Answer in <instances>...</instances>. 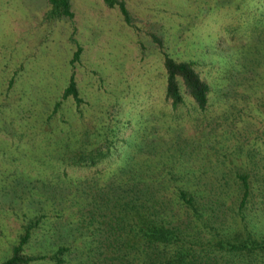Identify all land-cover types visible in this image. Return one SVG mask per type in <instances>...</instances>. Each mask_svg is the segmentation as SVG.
I'll return each mask as SVG.
<instances>
[{"label": "rangeland", "instance_id": "374dc122", "mask_svg": "<svg viewBox=\"0 0 264 264\" xmlns=\"http://www.w3.org/2000/svg\"><path fill=\"white\" fill-rule=\"evenodd\" d=\"M68 2L71 16L50 15L48 0H0V262L37 216L39 176L62 169L92 187L144 173L161 185L170 169L201 170L216 184L250 169V151L264 158V0H122L130 22L117 4ZM164 53L194 62L203 112L164 98ZM70 74L80 100L61 97ZM22 251L37 252V224Z\"/></svg>", "mask_w": 264, "mask_h": 264}, {"label": "trees", "instance_id": "16d2710c", "mask_svg": "<svg viewBox=\"0 0 264 264\" xmlns=\"http://www.w3.org/2000/svg\"><path fill=\"white\" fill-rule=\"evenodd\" d=\"M104 1L117 4L130 22L122 0ZM48 2L50 15H72L68 0ZM163 63L164 98L176 107L188 97L192 109L203 112L208 86L194 62L164 53ZM67 95L80 100L73 74L61 97ZM255 109L264 120V101ZM263 132L256 136L260 148ZM259 153L256 157L250 151L251 168L230 172V182L222 170L214 176L216 184L201 182V170L170 169L161 175L166 180L161 185H150L144 173L92 187L86 182L89 176L72 177L62 169L46 179L38 175L37 192L43 196L37 198V216L25 222L0 264H28L34 259L42 264H264V228L258 226L264 214V169L258 167H264V158ZM79 160L73 165L81 166ZM188 173L196 180L183 181ZM227 183L232 187H224ZM231 223L238 225L229 227ZM36 224L37 252L26 253L22 247Z\"/></svg>", "mask_w": 264, "mask_h": 264}]
</instances>
